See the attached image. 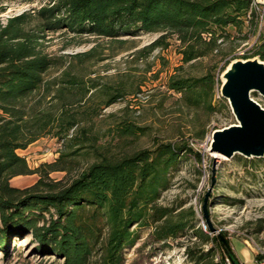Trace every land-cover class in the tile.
<instances>
[{
  "label": "rangeland",
  "instance_id": "374dc122",
  "mask_svg": "<svg viewBox=\"0 0 264 264\" xmlns=\"http://www.w3.org/2000/svg\"><path fill=\"white\" fill-rule=\"evenodd\" d=\"M58 2L0 0V22L5 25L10 17L25 13L26 32L36 41L39 54L51 60L43 85L28 99L36 111L45 109L51 132L17 150L30 168L45 171L47 163L59 159L63 170L49 172L44 179L64 186L94 163L160 144L180 146L167 185L146 204L147 213L162 207L168 215L155 224L149 218L130 223L129 232L136 239L122 250L120 264H194L190 250L213 247L219 258L216 242L196 236L199 227L238 253L242 242L257 253L264 250V154L228 156L211 146L216 129L238 123L221 96L223 73L234 59L250 52L264 32V2L254 0L242 25L219 30L227 35L217 42V50L205 47L206 54L191 61L184 58L186 45L180 35L171 30L111 37L47 26L39 11ZM208 74L216 80L214 111L189 106L171 87L174 79ZM252 97L264 108L263 95L254 91ZM123 122L134 125L137 133L124 134ZM39 178V172L18 175L11 184L27 189ZM185 211H194V227L164 241L154 238L157 225L167 218L176 220ZM109 233L105 230L103 237ZM39 247L32 233L13 234L6 246H0V264L63 263L62 257ZM102 255L98 248L91 264H101ZM226 262L232 264L229 257Z\"/></svg>",
  "mask_w": 264,
  "mask_h": 264
},
{
  "label": "trees",
  "instance_id": "16d2710c",
  "mask_svg": "<svg viewBox=\"0 0 264 264\" xmlns=\"http://www.w3.org/2000/svg\"><path fill=\"white\" fill-rule=\"evenodd\" d=\"M253 1L59 0L39 12L47 26L111 37L171 30L180 35L186 45L184 58L191 61L205 55V47L211 52L217 50V42L227 35L219 30L242 25V16L247 15ZM25 24V13L10 17L5 25L0 22V246H6L13 234L30 232L39 241V248L62 257V264H91L98 248L104 256L101 264H120L122 250L136 239L129 232L130 223L149 218L155 224L168 215V209L162 207L147 213L146 204L167 185L182 147L160 144L132 156L103 160L64 186L46 181L49 172L63 170L59 159L47 163L42 171L31 169L26 157L17 152L51 132L45 109L38 112L28 104L43 85L51 60L39 54ZM239 57L264 61V32L251 51ZM215 85V78L209 74L171 83L189 106L208 111H214ZM122 125L124 134L137 133L129 122ZM35 172L40 178L33 187L22 189L11 184L13 177ZM194 214L185 211L176 220L164 219L155 227L154 238L164 241L188 226L194 227ZM105 230L110 233L103 237ZM195 234L204 242H216L220 256L216 258V247L190 250L194 264H228L226 257L232 264H240L230 243L225 245L201 227ZM256 258L263 257L257 254Z\"/></svg>",
  "mask_w": 264,
  "mask_h": 264
},
{
  "label": "water",
  "instance_id": "95a60500",
  "mask_svg": "<svg viewBox=\"0 0 264 264\" xmlns=\"http://www.w3.org/2000/svg\"><path fill=\"white\" fill-rule=\"evenodd\" d=\"M223 78L221 96L228 100L239 125L216 129L212 150L228 156L235 153L263 155L264 108L253 99L252 92L264 96V61L259 57L236 58L224 71Z\"/></svg>",
  "mask_w": 264,
  "mask_h": 264
},
{
  "label": "crops",
  "instance_id": "0c3cea01",
  "mask_svg": "<svg viewBox=\"0 0 264 264\" xmlns=\"http://www.w3.org/2000/svg\"><path fill=\"white\" fill-rule=\"evenodd\" d=\"M242 244L244 248L241 249L240 253L236 252L234 249L240 264H262L260 260L256 258L257 252L249 247L245 242H242Z\"/></svg>",
  "mask_w": 264,
  "mask_h": 264
},
{
  "label": "built area",
  "instance_id": "2783aa9c",
  "mask_svg": "<svg viewBox=\"0 0 264 264\" xmlns=\"http://www.w3.org/2000/svg\"><path fill=\"white\" fill-rule=\"evenodd\" d=\"M257 254H259L260 256L263 257V258L260 260V262H261L262 264H264V250L261 249V250L259 251V253H257Z\"/></svg>",
  "mask_w": 264,
  "mask_h": 264
},
{
  "label": "bare ground",
  "instance_id": "6f19581e",
  "mask_svg": "<svg viewBox=\"0 0 264 264\" xmlns=\"http://www.w3.org/2000/svg\"><path fill=\"white\" fill-rule=\"evenodd\" d=\"M231 125H239V123H233V124H231Z\"/></svg>",
  "mask_w": 264,
  "mask_h": 264
}]
</instances>
